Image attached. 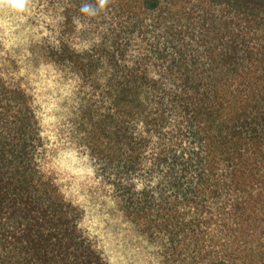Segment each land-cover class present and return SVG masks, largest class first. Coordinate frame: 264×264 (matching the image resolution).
<instances>
[{
    "label": "trees",
    "instance_id": "16d2710c",
    "mask_svg": "<svg viewBox=\"0 0 264 264\" xmlns=\"http://www.w3.org/2000/svg\"><path fill=\"white\" fill-rule=\"evenodd\" d=\"M182 2L48 0L62 22L45 55L81 82L98 170L166 264H264V0ZM46 153L0 65V264H108Z\"/></svg>",
    "mask_w": 264,
    "mask_h": 264
},
{
    "label": "rangeland",
    "instance_id": "374dc122",
    "mask_svg": "<svg viewBox=\"0 0 264 264\" xmlns=\"http://www.w3.org/2000/svg\"><path fill=\"white\" fill-rule=\"evenodd\" d=\"M0 0V65L31 96L46 145V169L65 198L82 213L81 226L108 264H166L162 244L125 215L114 187L99 172L89 149L77 78L50 61L44 48L60 37L61 6L24 0L22 10ZM183 5L188 6L187 0ZM80 20L72 36L80 48L97 37Z\"/></svg>",
    "mask_w": 264,
    "mask_h": 264
},
{
    "label": "clouds",
    "instance_id": "9594fccd",
    "mask_svg": "<svg viewBox=\"0 0 264 264\" xmlns=\"http://www.w3.org/2000/svg\"><path fill=\"white\" fill-rule=\"evenodd\" d=\"M105 6V0H99V8L103 9ZM6 7H9L13 10H22L24 7V0H7ZM82 11L84 12H92L93 10L89 5H85L82 8Z\"/></svg>",
    "mask_w": 264,
    "mask_h": 264
}]
</instances>
